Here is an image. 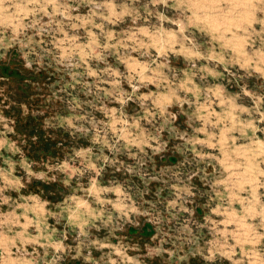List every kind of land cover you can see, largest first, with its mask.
Masks as SVG:
<instances>
[{
    "label": "rangeland",
    "instance_id": "obj_1",
    "mask_svg": "<svg viewBox=\"0 0 264 264\" xmlns=\"http://www.w3.org/2000/svg\"><path fill=\"white\" fill-rule=\"evenodd\" d=\"M2 264H264V0H0Z\"/></svg>",
    "mask_w": 264,
    "mask_h": 264
},
{
    "label": "crops",
    "instance_id": "obj_2",
    "mask_svg": "<svg viewBox=\"0 0 264 264\" xmlns=\"http://www.w3.org/2000/svg\"><path fill=\"white\" fill-rule=\"evenodd\" d=\"M1 242H2V241H1V239H0V254H1V252H2V244H1ZM1 260H2V259L0 258V264L3 263V262L1 263Z\"/></svg>",
    "mask_w": 264,
    "mask_h": 264
}]
</instances>
